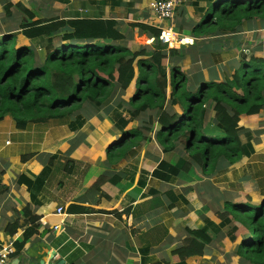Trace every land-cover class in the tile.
Returning <instances> with one entry per match:
<instances>
[{"label": "trees", "instance_id": "1", "mask_svg": "<svg viewBox=\"0 0 264 264\" xmlns=\"http://www.w3.org/2000/svg\"><path fill=\"white\" fill-rule=\"evenodd\" d=\"M199 1H204L206 6L199 9L205 13L192 31L194 38L233 33L243 21L264 20V0ZM11 7L4 5L7 17L12 15ZM15 7L27 19L19 24L22 36L35 42L45 53L36 59L32 47L16 46V34L4 33L0 37V121L9 116L18 130L26 129L28 124L67 122L68 129L74 131L91 114L106 109L122 131L117 143L120 145L116 148L111 145L107 151V160L114 163L141 139V127L123 131L127 123L143 113L149 117L153 114L151 120L156 116L158 128L154 138L161 149V159L145 176L166 184L176 179L191 184L209 177L220 163L229 166L254 152L247 133H244L246 140H242L244 130L239 126V118L257 115L264 109V57L251 56L247 61H237L232 74H225L221 82L202 83L193 91L188 87L185 73L178 67L166 69L164 66L163 60L174 55L175 49H167L160 42L162 31L159 29L135 25L151 34L154 42L132 51L115 43L124 36L113 20L32 21L29 10L21 4ZM56 37L59 40L55 45ZM134 79L135 92L127 102L128 119H125L117 110L111 111L110 104L113 96L125 91ZM206 124L214 130L207 133L203 130ZM31 158L32 155L25 154L20 160L26 162ZM49 173L46 166L33 181L21 175L17 182L37 191ZM106 180L103 175L94 185L97 187ZM144 184L140 181L141 186ZM31 196L35 198L33 193ZM148 197L145 204L148 213L165 207L156 189H149ZM85 210L71 204L64 211ZM22 218L27 228L22 233L20 247L38 234L39 229V217L32 214L28 205L23 209ZM218 218L219 228L226 229V237L231 242L238 235L242 238L236 254L252 264H264V200L252 204L247 194L239 193L233 201L225 203ZM174 222L177 224L179 220ZM204 223L200 229H185L188 236L170 251L169 261L150 256L154 244L158 245L167 234L166 227L161 222L149 226L146 242L139 249L143 264H187V259L203 256L212 241L208 230L214 227L208 220ZM21 226L18 221L13 222L7 225L6 232L13 234Z\"/></svg>", "mask_w": 264, "mask_h": 264}, {"label": "crops", "instance_id": "2", "mask_svg": "<svg viewBox=\"0 0 264 264\" xmlns=\"http://www.w3.org/2000/svg\"><path fill=\"white\" fill-rule=\"evenodd\" d=\"M152 1L154 0H31L39 13L35 15L30 12L34 16L32 21L50 18L65 21L113 20L117 30L124 36L120 44L128 48L130 43L136 50L151 46L154 38L135 25H147L161 31L171 28L174 41L181 34L193 43L191 47L183 46L178 49L174 44V47H168L159 39L167 49H175L174 55H168L164 59L169 64L166 69L178 67L186 74L188 87L193 91L202 83L221 82L227 72L232 73L234 59H225L217 51L216 41L221 34L199 38L192 36L195 25L205 13L199 10L205 8L204 1L183 0L171 20H161L154 16L150 11ZM3 2L4 0H0L1 4ZM23 4L24 7L27 6ZM261 22L264 25V20ZM17 33L21 34L19 27L8 32L16 34V40ZM139 38L147 40L148 45L138 47L135 42ZM187 49L198 57L190 66L192 58L186 53ZM202 49L208 50V55L204 56L205 51ZM197 52L200 54L197 55ZM132 83L125 91L117 92L110 104L111 111L117 110L125 119H128L125 112L129 108L127 102L135 92V79ZM129 90V94L124 95ZM119 105L122 107L119 108ZM261 112L252 116H240L239 126L248 127L245 124L257 120L262 115ZM146 115L148 113H143L127 123L123 131L141 127V139L123 158L114 163L107 160V151L112 144L114 148L120 145L117 143L121 140L122 131L115 126L112 115L106 109L91 114L84 125L74 131H70L63 123H51L46 127L28 124L30 129L16 131L18 129L14 128V121L9 116L0 121V144L4 142V146H0V242L14 240L16 256L12 257L10 264H143L144 257L139 249L146 242L148 227L153 223L166 222L161 216L168 211H172L174 216H179L185 223L192 222L194 226H187L189 229L204 227L205 220L214 225L208 230L209 235L217 232V228L220 229L218 215L219 223L214 221L216 215L213 214L217 210L212 202H222L223 211L225 203L229 202L228 198L236 197L239 192L255 185V181H250L247 174L237 167L220 163L213 174L205 177L209 180L202 183L205 190H195L196 185L185 188L178 184L180 188H185L184 193L178 188L174 194L180 201L188 202L187 211L172 204V207L165 205L162 209L148 213L145 204L149 198L148 190L155 189L154 182H158L160 186L170 185L145 176V173H151L156 168L161 159V149L154 135L147 131L146 119L143 117ZM3 122H7L6 125H1ZM157 129L156 123L155 131ZM12 135L15 136L13 141ZM245 138L242 133V140ZM11 146L15 150H7ZM20 146L28 148L26 151L20 150ZM18 149L20 154L17 153ZM25 154L32 155V158L21 162L20 159ZM248 159L250 158L242 157L236 163ZM46 166L50 173L40 184L39 190L28 188L26 183L18 184L19 176L24 175L33 181ZM103 175L107 180L96 187L94 184ZM140 181L145 184L141 186ZM260 187L263 188V193L264 181ZM213 192L217 193L214 196L216 199L209 197L213 196ZM32 193L35 195L34 199ZM71 204L80 205L86 210L66 213L64 210ZM27 205L32 214L39 217V229L38 234L20 247L22 233L27 228L22 218L23 209ZM58 208L62 209L61 213H57ZM16 221L22 226L15 233L8 234L7 225ZM170 235L171 232L169 238Z\"/></svg>", "mask_w": 264, "mask_h": 264}, {"label": "rangeland", "instance_id": "3", "mask_svg": "<svg viewBox=\"0 0 264 264\" xmlns=\"http://www.w3.org/2000/svg\"><path fill=\"white\" fill-rule=\"evenodd\" d=\"M23 3L27 5L25 6L27 7L26 8L27 10L35 13V15L39 13V10H37V7L31 4V0H4L2 4L0 3V37L4 33H8L10 31L13 32L17 30L20 23L27 21V19L21 13V11L15 7V4H21L24 6ZM6 4L13 5V7L10 8V11L12 14L10 17H7L4 12V5ZM262 25H263V22H261V20L253 18L252 20L247 21V22L243 21L242 24L239 27H237L236 31L233 33H225V32L221 33L222 36H220L218 40L216 41L217 43L216 46L218 48L217 51L221 53L222 54L221 56L225 59H234L232 60V62H235V65L232 69L238 66L237 64L238 60L247 61L249 57L251 56L264 57V25L263 26ZM140 38H139V41L135 42L138 47L148 45L147 40H143ZM57 40H59L58 37L54 38L53 44L56 45ZM16 42H17L16 46L32 47L35 50L36 59H40L41 56L45 53L43 49L40 46H38L35 42L24 39L20 33H17ZM115 43L120 44V41L115 42ZM192 43H193L192 41L185 39L181 34H179L177 40L173 42V44L176 45L178 49L183 46L184 48L187 46L191 47ZM128 48L130 50H136V48L132 47L130 43L128 44ZM196 48L201 49L197 46ZM220 49H223V50H220ZM203 51H205L203 54L204 56L208 55L207 53L208 50H203ZM186 53H189L191 56L190 58H192L190 59L189 66L193 65V63H195L193 62V60L196 61L198 57L194 54H191L189 49L186 50ZM196 54L198 55L200 53L197 52ZM163 64L166 68H168L169 64L167 63V61L164 60ZM189 71L192 72V70L190 69ZM227 73L228 75L232 74L231 71ZM191 76L192 75H190V79L193 78ZM131 85H133V83ZM129 92L130 90L126 92L124 95L127 96ZM152 116L153 114H150V117L149 115H146L143 117L146 119L145 124H146V127H148V131H149L148 133L154 135L155 125H156V122L154 120L156 116H154V118L151 120ZM247 119L249 120V118ZM10 120H12L11 117H10ZM6 123L7 122H3V124L1 125H6ZM51 123H54L57 125L59 122L51 121V122H47L44 124H37V125L46 127V126H50ZM240 123L242 124V122ZM33 125L35 126V124ZM64 125L67 126V122L64 123ZM245 125H247L248 127H242V126L240 127L244 130L243 134L247 133V136H249L254 152L249 157H247V158H250L247 161L244 160L238 163H234V165L231 164V167H237L238 169L244 171V174L245 173L247 174L248 178H250V181H255V185H251L239 193L247 194L250 197L252 204H258L264 200V194L262 193L263 188L260 187V185L264 181V112L257 120L252 121L248 124L246 123ZM212 127H213L212 125L206 124L203 130L207 131V133H210V131L214 130ZM14 128H15V125H14ZM16 131H19V130H16ZM14 137H15L14 135L11 136L12 141L14 140ZM256 140L257 142H255ZM1 145L4 146V142L1 143L0 146ZM19 148L20 150L26 151L28 147L20 146ZM7 150L13 151L15 150V147L14 146L8 147ZM180 152H182V155H184L183 151L180 150ZM17 153L20 154L19 149ZM216 177H219V176L216 175ZM0 179H1V175H0ZM203 181L209 182L207 178L205 179V177H202L201 181H195L192 184H186L185 181L181 179H176L173 183L169 184L170 186L168 185L160 186L158 182H154L153 186L155 187V189H157L158 195H160L165 205L173 204V205H176L177 208L182 209V211H187L188 207L186 205L188 202L180 201V198L174 194V192L177 193L178 188L181 187L178 184H182V186H185V188H187V186H190L192 188V186L196 185L194 189L199 191V190H205L206 188V187H202ZM257 184H259V187ZM184 189L180 188V190L182 191V194L184 193L183 192ZM259 192H261V195H259ZM216 195L217 193L213 192V196H209V197L210 198L212 197L211 199H216V197H214ZM218 199H220V196H218ZM234 199L235 197L228 198L229 202L233 201ZM212 204L216 206L215 209L217 210L213 214V215H216L214 217V221L215 223H219L217 215L222 212L223 203L216 200L215 202H212ZM161 217H163L164 220H167L166 222L165 221L161 222L162 223L161 225L166 227L167 234L163 237V240L158 245L157 243L154 244V246L150 250V256L153 259H159V260L165 259L166 261L167 260L169 261L170 251L174 249L175 247H177L178 245H181V243L188 236L187 233L185 232V229L191 226L193 228L194 225L192 222L191 224L183 222L179 216H174L172 211L163 213ZM174 218H178V219H174ZM176 220H179V223L175 224L174 221ZM172 223H174V226ZM170 232H171V235L169 238ZM225 232H226V229H218L217 232H214V234H210L212 241L210 244L207 245V248L204 251L203 256L195 257L192 259L191 258L187 259L186 263L187 264H252L248 260H245L236 254V247L237 245L241 243L242 238L238 235V237L233 242H231L226 237ZM171 236H174V238H172Z\"/></svg>", "mask_w": 264, "mask_h": 264}, {"label": "built area", "instance_id": "4", "mask_svg": "<svg viewBox=\"0 0 264 264\" xmlns=\"http://www.w3.org/2000/svg\"><path fill=\"white\" fill-rule=\"evenodd\" d=\"M183 0H154L150 4L151 13L161 20H171L174 17L176 9L181 6ZM159 39L167 46H173L174 34L171 28L165 30ZM163 39V40H162ZM62 209L58 208L57 213H61ZM15 253L14 240L0 242V264H10Z\"/></svg>", "mask_w": 264, "mask_h": 264}, {"label": "water", "instance_id": "5", "mask_svg": "<svg viewBox=\"0 0 264 264\" xmlns=\"http://www.w3.org/2000/svg\"><path fill=\"white\" fill-rule=\"evenodd\" d=\"M113 145V144H112Z\"/></svg>", "mask_w": 264, "mask_h": 264}]
</instances>
